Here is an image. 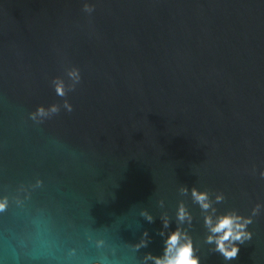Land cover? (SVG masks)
Here are the masks:
<instances>
[{"label":"water","instance_id":"1","mask_svg":"<svg viewBox=\"0 0 264 264\" xmlns=\"http://www.w3.org/2000/svg\"><path fill=\"white\" fill-rule=\"evenodd\" d=\"M0 0V258L36 217L62 253L21 264L94 258L104 237L119 258L159 253L163 215L183 198L207 264L198 206L181 184L225 193L245 214L264 202V0ZM71 62L73 111L42 124L28 113L61 100L50 86ZM41 181L37 184V181ZM163 201V205L161 204ZM153 215L149 222L141 211ZM230 264H264V210ZM149 244L133 251L144 232ZM76 250V255L71 254Z\"/></svg>","mask_w":264,"mask_h":264},{"label":"clouds","instance_id":"2","mask_svg":"<svg viewBox=\"0 0 264 264\" xmlns=\"http://www.w3.org/2000/svg\"><path fill=\"white\" fill-rule=\"evenodd\" d=\"M82 11L91 18L96 10L93 0H80ZM81 68L71 62L63 64L62 74L54 75L50 79V86L61 100L49 104L40 103L28 113V117L36 124H42L45 120L59 114L63 109L66 112L73 111V104L68 99L70 92L75 91L82 82ZM253 174L264 178V168L257 169L254 165ZM41 181H37L40 184ZM181 197H188L191 203L198 206L204 233L202 243L208 246L210 254H219L225 264H230L239 252L240 246L253 238V230L250 227L254 219L264 210V202L256 201L247 214L235 207L220 208L226 197L223 191H215L201 188L193 183L181 184L178 188ZM163 205V201H161ZM10 199L7 194H0V213L7 211ZM141 215L149 222L153 221V215L147 209L141 211ZM172 216L161 217L163 227L159 233L161 237V250L159 253L147 252L139 260L128 257L119 258L115 250L111 248L104 237L95 240L97 249L94 258L82 261H68L66 264H207L202 254L197 237L193 235L194 215L186 200L181 198L176 204L174 219L175 227H172ZM145 231L141 239L131 245L133 251L146 248L149 240ZM14 242L8 248V256L11 264H21V257L32 261L41 259H55L62 253L60 241L51 225L45 219L36 217L31 222V227L22 230L14 238ZM71 254L76 255L73 249ZM0 264H6L0 258Z\"/></svg>","mask_w":264,"mask_h":264}]
</instances>
